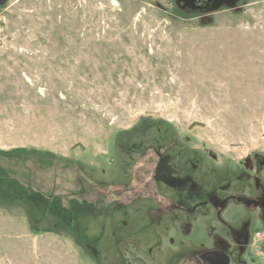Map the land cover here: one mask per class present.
<instances>
[{
	"label": "rangeland",
	"instance_id": "1",
	"mask_svg": "<svg viewBox=\"0 0 264 264\" xmlns=\"http://www.w3.org/2000/svg\"><path fill=\"white\" fill-rule=\"evenodd\" d=\"M213 250L264 264V0L0 4V264Z\"/></svg>",
	"mask_w": 264,
	"mask_h": 264
},
{
	"label": "flooded vegetation",
	"instance_id": "2",
	"mask_svg": "<svg viewBox=\"0 0 264 264\" xmlns=\"http://www.w3.org/2000/svg\"><path fill=\"white\" fill-rule=\"evenodd\" d=\"M239 1H241V0H177V3L179 6L185 8V9L193 10L196 12H209V11H213L215 9H218L220 7H229V6L235 5ZM161 161L162 162H160L158 164V172H159V170H162V168L166 167L165 164L167 163V158H163ZM157 177H159V176H157ZM159 179L161 180L162 178L159 177ZM245 180H247V178ZM158 182H161V181H158ZM213 251H215V250H213ZM217 251H219V250H217ZM207 252H211V251H206L204 253H207ZM221 252H223V251H221ZM204 253L198 255V257H197V259L200 262H201L200 256L203 255ZM223 253H225V252H223ZM228 258H229V264H230V257L228 256ZM201 264H202V262H201Z\"/></svg>",
	"mask_w": 264,
	"mask_h": 264
},
{
	"label": "water",
	"instance_id": "3",
	"mask_svg": "<svg viewBox=\"0 0 264 264\" xmlns=\"http://www.w3.org/2000/svg\"><path fill=\"white\" fill-rule=\"evenodd\" d=\"M6 0H0V4ZM202 264H229L228 256L221 251H211L200 256Z\"/></svg>",
	"mask_w": 264,
	"mask_h": 264
},
{
	"label": "trees",
	"instance_id": "4",
	"mask_svg": "<svg viewBox=\"0 0 264 264\" xmlns=\"http://www.w3.org/2000/svg\"><path fill=\"white\" fill-rule=\"evenodd\" d=\"M46 206L48 208L47 204H46ZM94 207H95V204H93V205L79 204V205H75L74 207H72L70 209H65V210L68 211L67 215H69V213H70L69 210H72V211H75V212H79V213H82V212L85 213L86 211H89V214L91 215L93 213V210L95 209ZM47 208H46V210L49 209V208L48 209ZM57 208H59V207H57ZM83 215H85V214H83ZM80 216H82V215H80Z\"/></svg>",
	"mask_w": 264,
	"mask_h": 264
},
{
	"label": "built area",
	"instance_id": "5",
	"mask_svg": "<svg viewBox=\"0 0 264 264\" xmlns=\"http://www.w3.org/2000/svg\"><path fill=\"white\" fill-rule=\"evenodd\" d=\"M257 235H258V236H260L261 234H260V233H258Z\"/></svg>",
	"mask_w": 264,
	"mask_h": 264
}]
</instances>
